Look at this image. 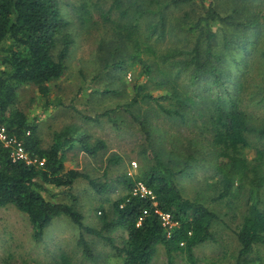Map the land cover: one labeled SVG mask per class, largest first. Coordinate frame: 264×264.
<instances>
[{
  "label": "trees",
  "instance_id": "1",
  "mask_svg": "<svg viewBox=\"0 0 264 264\" xmlns=\"http://www.w3.org/2000/svg\"><path fill=\"white\" fill-rule=\"evenodd\" d=\"M192 1L137 0L133 3L134 20L119 24L117 35L132 42L135 56L145 52L161 58L167 70L163 72L159 87L166 92L154 95L147 91L145 83L136 84L134 96L128 103L105 110L97 118L110 116L119 109L126 110L139 124L148 144L153 143L152 137L158 127L149 117L150 109L141 117L136 113L143 103L150 106L154 103L169 118L191 122L194 126L201 120L197 127L210 128L212 143L219 149L215 153V169L221 192L216 199L232 196L234 188L246 190L248 199L243 221L236 231L238 253L235 262L228 264H255L257 260H263L260 251H264V151L259 152L255 162H250L242 149L249 145L251 134L264 138V118L256 123L242 108L239 80H234L233 92L225 88V95H220L214 88L223 87L228 76L235 74V69L228 64L234 44L229 34L238 30H258L264 24L255 16L238 20L210 3L188 27L191 32H200L192 50L186 53L174 48L161 54L150 40L155 38L158 42L165 38L166 11ZM112 6L120 9L123 16H128L129 10L123 7V0H113ZM152 11L159 18L156 24L149 25L146 39H142L140 19L150 16ZM215 23L225 26L223 34L214 29ZM69 24L59 0H0V118L33 156L44 160L40 166L14 161L9 150L0 147V207L13 205L25 213L36 240L43 238L55 218L68 216L81 230L77 244L88 258L94 255L83 232L110 242L123 264H152L160 246L164 247L170 264L181 253L189 262L195 263L196 247L217 240L213 227L220 216L205 203L186 197L174 179L176 174L189 169L198 160L193 151L186 154L178 169L169 164L170 156L165 160L162 155H153L154 162L139 174L124 173L117 177L116 182L126 193L113 202L111 218L106 214L100 216L102 224L98 228L86 225L83 213L75 205L45 197L43 192L47 184L71 187L80 177L89 179L98 193L105 192L109 186V182H98L65 165V150L75 142H79L84 152L96 156L107 147L104 139L92 142L90 134L79 132L78 127L70 125L55 133L53 143L45 148L37 125L29 123L25 113L14 107L21 86L34 84L42 95L48 96L49 84L65 74L66 57L72 44ZM115 65L121 68L120 61ZM238 72L239 68L236 74ZM183 73H186V80L181 85L179 78ZM178 152L179 149H170L168 155ZM121 160L119 155H114L108 159V165L118 164ZM138 181H142L152 195H134L132 191ZM159 212L170 214L174 222L171 229L164 226ZM117 228L127 232L122 247L108 235ZM60 257L64 264H74L68 255L62 253Z\"/></svg>",
  "mask_w": 264,
  "mask_h": 264
},
{
  "label": "rangeland",
  "instance_id": "2",
  "mask_svg": "<svg viewBox=\"0 0 264 264\" xmlns=\"http://www.w3.org/2000/svg\"><path fill=\"white\" fill-rule=\"evenodd\" d=\"M59 1L70 23L68 32L72 38L66 57V72L49 84L48 96L42 95L34 84L21 86L14 107L25 113L29 123L37 125L45 148L53 143L55 133L70 125L78 127L79 132L90 134L92 142L104 139L107 147L96 156L84 152L79 142L72 144L65 150V165L67 169H77L98 182H109V186L105 192L98 193L89 179L80 177L71 187L47 184L43 192L45 197L75 205L83 213L84 223L98 228L102 224L100 216L106 214L111 218L113 202L126 193L124 187L116 182L117 177L130 171L134 176L139 174L154 162L153 155H162L165 160L170 156L169 164L178 169L186 154L193 151L198 160L189 169L176 174L174 179L186 197L205 203L219 214L220 220L213 227L217 240L196 247L195 263L189 262L181 253L172 264L234 263L239 249L236 231L243 221L248 199L246 190L238 191L236 188L232 196L216 199L221 186L215 169V153L219 149L212 143L213 131L197 127L201 120L194 126L191 122L169 118L154 103L151 106L143 103L136 109L140 117L150 109L149 117L158 127L152 144H148L139 124L124 109L97 118L105 110L128 103L134 96L136 84L145 83L147 91L154 95L166 92L159 87L163 72L167 70L161 58L145 52L135 56L132 42L117 35L119 24L134 20L132 5L137 0H123V7L129 10L128 16L113 8V0ZM210 3L223 13L233 14L238 20L255 16L264 24V0H193L166 11L167 34L158 42L152 38V44L161 54L174 48L189 53L200 32H191L188 27ZM155 15L152 11L150 16L140 19L142 39H146L149 25L156 24L159 16ZM224 27L214 24L219 34L224 33ZM229 39L234 44L228 64L235 69V74L238 68L239 72L228 76L224 86L214 90L220 95L226 94L225 88L233 92L234 80H239V102L252 117L250 119L260 123L264 118V25L248 32L238 30L229 34ZM61 47L60 43L59 49ZM118 61L121 68L116 66L119 63L115 65ZM185 74L179 78L181 85L186 80ZM58 102L61 105H57ZM170 149H179V152L168 155ZM242 150L250 162H255L259 152L264 151V138L251 134L249 145ZM114 155H119L121 162L108 165V159ZM133 161L137 163L136 167ZM80 233L78 226L63 215L52 221L41 240H36L25 213L13 205L0 207V264H64L60 257L62 253L68 255L74 264H123L110 242L83 232L94 255L88 258L77 244ZM108 235L118 247H122L127 238L123 228H117ZM260 255L263 260H257L255 264H264L263 250ZM152 264H170L163 246L158 248Z\"/></svg>",
  "mask_w": 264,
  "mask_h": 264
},
{
  "label": "built area",
  "instance_id": "3",
  "mask_svg": "<svg viewBox=\"0 0 264 264\" xmlns=\"http://www.w3.org/2000/svg\"><path fill=\"white\" fill-rule=\"evenodd\" d=\"M0 147H5L9 150L10 155L14 161H23L28 165H42L44 160H39L37 157L33 156L24 146L23 141L17 137L15 134H12L7 125L1 121L0 118ZM133 166L136 167L137 163L133 161ZM131 176H134L131 171L128 173ZM132 193L134 195H139L146 197L152 195V191L149 190L142 181H138ZM158 211V210H157ZM163 220L164 226L171 229L174 226V222L171 220L169 213L159 212Z\"/></svg>",
  "mask_w": 264,
  "mask_h": 264
}]
</instances>
